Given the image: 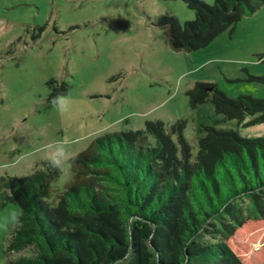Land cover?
Masks as SVG:
<instances>
[{
    "label": "trees",
    "instance_id": "16d2710c",
    "mask_svg": "<svg viewBox=\"0 0 264 264\" xmlns=\"http://www.w3.org/2000/svg\"><path fill=\"white\" fill-rule=\"evenodd\" d=\"M186 2L194 19L157 17L176 51L206 47L264 5ZM249 80L264 84V76ZM48 86L52 103L68 94L65 82ZM187 95L193 108L211 101L225 119L264 122V98H233L202 81ZM186 125L147 120L144 129L96 137L70 159L74 176L61 192L55 183L62 170L50 162L29 175L0 177L20 204L7 264H264V245L248 251L264 237V136L207 125L194 156ZM24 250L30 254L12 256Z\"/></svg>",
    "mask_w": 264,
    "mask_h": 264
},
{
    "label": "rangeland",
    "instance_id": "374dc122",
    "mask_svg": "<svg viewBox=\"0 0 264 264\" xmlns=\"http://www.w3.org/2000/svg\"><path fill=\"white\" fill-rule=\"evenodd\" d=\"M163 13L181 24L196 17L186 0H0V177L29 175L60 146L78 154L100 135L144 129L147 120L168 128L186 120L194 156L207 125L264 136V122L225 119L211 101L193 108L187 95L202 81L233 98H264V84L249 80L264 76V5L195 51L172 48L158 25ZM51 79L69 86L63 111L49 101ZM60 169L57 192L74 176L70 160ZM10 196L0 184V264L20 213ZM262 245L264 237L254 240L249 254Z\"/></svg>",
    "mask_w": 264,
    "mask_h": 264
},
{
    "label": "clouds",
    "instance_id": "9594fccd",
    "mask_svg": "<svg viewBox=\"0 0 264 264\" xmlns=\"http://www.w3.org/2000/svg\"><path fill=\"white\" fill-rule=\"evenodd\" d=\"M66 97L61 95H58L54 98L55 105L61 110H64L65 104H66ZM75 153H70L68 148L66 146H60L58 147L57 151L53 156H51L50 163L54 167H63L65 163H67L70 159L75 158Z\"/></svg>",
    "mask_w": 264,
    "mask_h": 264
}]
</instances>
